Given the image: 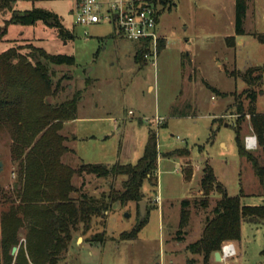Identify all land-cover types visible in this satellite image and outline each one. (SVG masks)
Listing matches in <instances>:
<instances>
[{"label": "rangeland", "instance_id": "rangeland-1", "mask_svg": "<svg viewBox=\"0 0 264 264\" xmlns=\"http://www.w3.org/2000/svg\"><path fill=\"white\" fill-rule=\"evenodd\" d=\"M245 1V35L238 38L241 42L237 45L234 37L231 47L227 37L235 34L236 0H162L157 33L163 47L155 58L140 64L134 60L139 43L114 33L112 25H76L71 12L73 0H17L13 5L20 12L37 7L57 15L73 36L66 40L42 21L32 26L8 23L10 14L0 9V53L12 51L14 58L9 65L26 69L39 59L47 69L51 89L41 103L51 108L76 96V119L57 122L60 127L55 130L62 138L59 146L65 150L58 159L62 166L77 170L86 163L134 165L144 152L148 131L157 134L158 184L151 188L147 181L142 182L143 215L138 203H116L109 211L93 216L87 227L79 223L57 264H203L202 256L187 251L186 246L201 237L206 218L213 216L211 210L221 195V189L215 190L213 185V192L206 197L208 207H201L200 179L205 164L211 166L215 184L220 182L228 196L238 195L244 205L263 204L259 181L250 163L238 155L233 130L238 118L235 105L241 102L244 113L248 108L242 94L247 86L240 75L249 67L264 69V43L258 40V36L264 38V0ZM33 47L48 55H71L74 64H49L32 52ZM1 73L0 101H7L22 88L16 82L8 85L7 78L18 76L9 71ZM24 76L30 78L28 73ZM254 90L255 110L264 114V85ZM22 95L32 101L26 115L30 127L20 128L19 111L15 117L0 111V242L2 216L20 210L24 191L28 196L34 194L33 187L24 186L22 161L49 127L34 134L32 125L44 110L36 107L34 94ZM240 130L245 147V138L254 134L249 116L240 122ZM256 146L245 149L256 154L264 166V152L257 139ZM185 148L188 156H167ZM124 179L121 175L102 179L73 173V190L67 199L78 202L81 194L99 198L103 193L120 191ZM38 186L45 196L33 209L50 207L46 196L53 194L55 187L47 183ZM184 199L190 201L189 216L186 224L179 226ZM17 216L21 223L17 225L16 242L6 250L12 257L10 264L18 250L25 253L27 242L28 219L22 213ZM142 218L146 222L137 237L122 239L121 234L130 233ZM241 225L239 245H235L238 253L220 264H264L260 254L264 222L256 219ZM12 247H16L14 255L10 253ZM6 253L0 245V264H6Z\"/></svg>", "mask_w": 264, "mask_h": 264}, {"label": "trees", "instance_id": "trees-1", "mask_svg": "<svg viewBox=\"0 0 264 264\" xmlns=\"http://www.w3.org/2000/svg\"><path fill=\"white\" fill-rule=\"evenodd\" d=\"M17 0H0V9L7 11L10 14L8 23L20 24L22 26H32L37 21H42L46 26L55 28L56 34L63 40L72 39L70 32L66 30L57 18V15L44 10L32 7V9L23 12L13 9V5ZM247 4L245 0H236L235 2V21L234 31L235 35H245L243 29L244 19L246 17ZM234 46V36L228 37ZM258 40L264 43V38L258 36ZM139 49L134 56L136 63L144 61V55L148 52V46L139 42ZM163 47L162 40L158 41L157 50ZM32 52L37 53L47 63L55 65H73L74 58L71 55H53L46 54L40 48H31ZM14 58L12 51H5L0 53V72H12L19 78L8 79V85L13 86V83L18 84L22 90L14 92L11 99L0 101V111L8 112L9 115L17 116L20 123V128L30 127L28 124L27 112L30 109V98L22 95L24 92L34 94V103L44 110L41 116L35 118V124L32 125L34 134L41 132L49 126L40 135V140H36L35 144L25 155L22 161L21 169L25 170L24 186L33 187L32 195L28 196L25 191L20 196V210H10L2 216V233H1V248L6 253L7 247L16 242L15 233L18 224L21 220L16 217V213L24 214L28 219L27 223V242L24 250L17 251V255L13 264H57L63 258V253L66 250L70 240L71 231H74L79 223L88 226L93 216H98L106 211H109L116 203L124 206L129 202L138 203L144 199L141 192L143 181H147L151 188L157 187V158L159 152L157 149V134L150 130L148 131L147 141L144 145V152L142 156L136 161L134 165L131 164H114L107 166L104 164H81L77 170H72L62 166L58 159L65 152L64 148L59 146L62 138L55 135V130L60 127L59 121H68L76 119L77 102L76 96L67 99L63 103L55 107H48L41 103L44 96L50 94L51 81L47 73V69L39 61L35 60L33 66H17L12 67L9 61ZM254 72H259L252 75ZM28 73L30 78L24 75ZM21 77V78H20ZM241 80L244 81L247 88L242 92L248 100L247 113H244L242 103H237L236 114L238 118L233 127L235 132V143L238 149V155L250 163L254 175L262 189L264 196V166L259 162L258 156L253 152H249L243 147L240 139V122L249 116L250 128L256 136L258 146L264 152V114L257 113L255 110L256 92L254 87L264 85V69L258 67H249L241 75ZM10 80V81H9ZM31 80V81H30ZM31 83V85L29 84ZM16 87V86H15ZM58 86L55 88L57 90ZM16 91L15 88H13ZM8 115V116H9ZM56 122L52 123L51 122ZM51 122V123H50ZM30 125V126H29ZM181 154L189 155V150L176 149L168 152L167 156H181ZM184 155V156H185ZM73 173L92 174L97 178L118 177L125 176L122 181V189L120 191H110L109 193L94 198L92 196H85L81 194L78 202L68 200V194L72 189L70 179ZM190 175V174H189ZM189 175L187 178H189ZM215 176L209 164H205L200 179V188L203 200L200 201L202 208L208 207V197L213 190L221 189L220 199L211 210L213 216L206 218L201 237L186 246V250L192 254H199L202 256L203 264H207L208 259L215 252L220 251L221 244L228 241L237 242L240 239L241 230L240 225L242 221L260 220L264 222V202L260 205H244L241 203V198L236 196H228L224 186L218 182L215 184ZM41 183H47V186L55 187L53 194L47 195V200L51 202L48 208L33 207L39 201V198L45 196L37 187ZM27 185V186H26ZM215 188H214V186ZM214 188V189H213ZM195 202V201H194ZM196 203V202H195ZM189 199H184L181 202L180 221L179 226L186 224L188 218ZM146 218H142L135 228L130 233H122V239L136 238L137 232L145 224ZM264 246V244H263ZM11 251V250H10ZM264 256V247L260 251ZM6 264H10L12 257L7 253L4 259Z\"/></svg>", "mask_w": 264, "mask_h": 264}, {"label": "built area", "instance_id": "built-area-1", "mask_svg": "<svg viewBox=\"0 0 264 264\" xmlns=\"http://www.w3.org/2000/svg\"><path fill=\"white\" fill-rule=\"evenodd\" d=\"M71 10L76 25H95L106 22L113 26L114 33L130 41L144 43L148 52L144 58H155L157 44L161 40L157 27L163 11L162 0H73ZM248 150L256 148V136L251 134L244 140ZM220 261L236 255L230 242L221 244Z\"/></svg>", "mask_w": 264, "mask_h": 264}, {"label": "crops", "instance_id": "crops-1", "mask_svg": "<svg viewBox=\"0 0 264 264\" xmlns=\"http://www.w3.org/2000/svg\"><path fill=\"white\" fill-rule=\"evenodd\" d=\"M232 36H234L235 37V42H236V45L237 44H240V40H238V38L240 37V36H238V35H232ZM243 36V35H242ZM228 38V37H227ZM242 203V202H241ZM242 223V222H241ZM241 226L242 225H240V230H241ZM241 234H242V230H241ZM241 236V235H240ZM240 240V239H239ZM239 240L237 241V242H235V241H228V242H230V243H232V245L235 247V245L236 244H238L239 245ZM239 247V246H238ZM236 248V247H235ZM236 251H238L237 249H236ZM238 253V252H237ZM207 264H220V260L219 261H216L215 260V258H214V256L212 255L210 258H209V260H208V262H207Z\"/></svg>", "mask_w": 264, "mask_h": 264}, {"label": "water", "instance_id": "water-1", "mask_svg": "<svg viewBox=\"0 0 264 264\" xmlns=\"http://www.w3.org/2000/svg\"><path fill=\"white\" fill-rule=\"evenodd\" d=\"M1 167H2V163L0 162V172H2ZM144 204H145L144 201H140V202H138L139 212L141 213V215H143ZM15 251H16V247H12L10 253H11L12 255H14V254H15V253H14ZM213 256H214V258H215L216 261H219V260H220V253H219V251L215 252V253L213 254Z\"/></svg>", "mask_w": 264, "mask_h": 264}]
</instances>
